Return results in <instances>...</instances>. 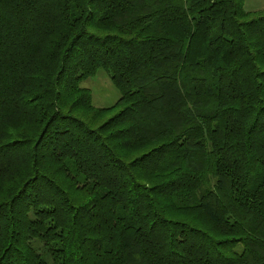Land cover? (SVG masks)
<instances>
[{"label": "trees", "instance_id": "1", "mask_svg": "<svg viewBox=\"0 0 264 264\" xmlns=\"http://www.w3.org/2000/svg\"><path fill=\"white\" fill-rule=\"evenodd\" d=\"M245 1L0 0V264H264Z\"/></svg>", "mask_w": 264, "mask_h": 264}, {"label": "rangeland", "instance_id": "2", "mask_svg": "<svg viewBox=\"0 0 264 264\" xmlns=\"http://www.w3.org/2000/svg\"><path fill=\"white\" fill-rule=\"evenodd\" d=\"M264 8V0H246V11H257ZM81 87L91 91L93 103L98 108H109L121 97L110 74L100 69L97 74L81 83Z\"/></svg>", "mask_w": 264, "mask_h": 264}]
</instances>
